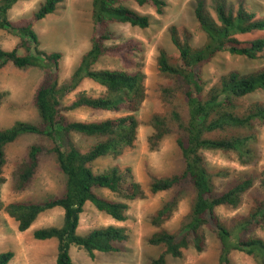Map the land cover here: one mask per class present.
Listing matches in <instances>:
<instances>
[{"label": "trees", "instance_id": "1", "mask_svg": "<svg viewBox=\"0 0 264 264\" xmlns=\"http://www.w3.org/2000/svg\"><path fill=\"white\" fill-rule=\"evenodd\" d=\"M17 1L0 0V30L19 36L18 44L11 50L0 44V71L10 64L42 71L33 97L39 121H16L0 129V190L7 182L5 170L11 168L16 191H25L47 157L64 175L65 186L61 194L42 202L14 200L5 205L0 196V211L4 210L16 221L18 230L25 232L42 212L62 208V226L38 228L33 233L38 240H58L56 264H74L70 255L72 244L84 249L91 258L96 251L124 252L131 242L125 227H96L85 234L78 231L88 202L116 221H125L129 200L146 195L129 165L114 164L101 172L95 170L99 159L118 158L136 147L140 126L136 112L148 98L142 45L133 40L115 42L112 27L127 23L146 29L152 23L151 16L132 5H150L163 14L168 2L92 0L91 46L69 79L62 81V53L41 49L34 26L55 12L64 0H44L31 16L13 21L9 10ZM213 9L215 16L204 0H196L194 13L206 37L203 44H196L189 30L172 25L169 30L177 54H170L163 47L159 49L158 70L166 79L161 99L166 111L153 116L154 133L150 141L156 147L166 135L173 134L184 166L178 173L154 177L151 182V192L173 190V194L152 215L151 223L158 230L149 243L165 250L149 264H168V254L182 257L191 246L198 252L204 251L207 230L213 231L220 242L219 264H235L232 259L235 250L252 256L256 264H264V238L254 233L264 227V169L259 174H246L227 190L217 191L214 179L223 172L211 171L202 154L203 149H220L234 152L243 166L259 162L264 99L248 100V96L264 90V67L248 74L229 70L212 84L203 75L204 67L222 51L259 58L264 52V35L256 38L241 35L264 31V17L250 11L243 0L238 2L237 9L231 1L213 0ZM104 57L116 59L121 67L96 68ZM85 79L97 83L104 91L94 96L87 90H79ZM74 92L75 97L68 101ZM4 96L0 92V105ZM76 110H85L92 117L69 118L67 112ZM105 113L112 116H104ZM25 134L41 135L48 143H33L22 155L10 154L8 147ZM73 136L88 141L89 145L83 148ZM189 187L194 196L188 221L175 232L167 231L163 225L174 215ZM253 187L258 188L259 194L248 214L238 215L230 226L226 224L217 207L239 208ZM99 189H108L119 198L105 197ZM14 256L13 250L1 253L0 264H10Z\"/></svg>", "mask_w": 264, "mask_h": 264}, {"label": "rangeland", "instance_id": "2", "mask_svg": "<svg viewBox=\"0 0 264 264\" xmlns=\"http://www.w3.org/2000/svg\"><path fill=\"white\" fill-rule=\"evenodd\" d=\"M43 1L18 0L9 10V18L13 21L27 18L40 7ZM204 1L206 8L215 16L213 0ZM228 1H231L232 6L237 9L240 0ZM167 2L168 5L163 14H158L150 5L142 7L132 5L139 12L151 16L152 23L146 29L127 23H118L112 27L115 42L133 40L142 45L148 98L142 108L136 112L140 120L136 147L118 158L109 156L95 163L97 172L104 171L114 164L131 166L136 179L145 189L146 195L144 198L129 200L125 221H116L88 202L81 214L78 230L79 233L85 234L96 227L108 225L125 227L131 235V242L124 252L96 251L94 258H91L84 249L72 244L70 255L74 264H149L165 250L163 246L149 243V238L158 230L151 223V218L156 210L170 198L173 190L153 193L150 191V185L154 177L170 176L180 172L184 163L173 134L166 135L156 147H152L150 141L154 133L153 116L166 111L161 99V88L166 84V79L158 70L159 49L163 47L170 54H177V48L171 40L169 30L172 25L189 30L194 42L198 45L206 41L205 34L199 28L194 13L196 0H167ZM243 2L258 17H264V0H243ZM34 29L38 34L41 49L62 53L60 77L62 81H66L78 66L82 55L91 46L92 0H64L55 12L37 21ZM260 35H264V31L241 35V38H256ZM18 42L19 36L16 32L0 30V44L3 48L11 50ZM120 67L116 59L109 57H104L96 65L99 69ZM262 67H264V52L259 58L251 59L222 51L204 67L203 77L209 84H212L222 73L229 70L237 69L243 74H248ZM41 78L42 71L36 67L17 68L10 64L0 71V92L5 93L0 105V129L7 128L16 121H39L33 97ZM79 90H87L89 94L97 96L104 91V88L92 80L85 79ZM75 95L76 92L70 94L68 101L72 100ZM255 99H264V90H258L248 96V100ZM67 115L74 120H85L92 117L85 110L70 111ZM104 116H112V114L105 113ZM73 138L83 148L89 145V142L82 138L74 136ZM33 143H48V141L41 135L25 134L8 147V152L12 155H22ZM260 143L261 155L258 164L248 166L241 165L232 151L202 150L211 171L227 172L225 175L222 173L215 177L217 191L227 190L246 174H259L264 169V126L260 129ZM12 171L11 168L5 170L7 182L0 190L1 199L5 205L14 200L42 202L61 194L64 190L65 177L49 157L42 165L38 176L25 191H16ZM98 192L105 197L119 198L108 189H99ZM258 194V188L253 187L239 208L219 206L216 210L221 219L230 226L238 215L248 214ZM193 196L192 188L189 187L184 191L174 215L163 225L164 229L175 232L188 221ZM63 223L64 211L56 207L39 214L27 231L20 232L16 221L1 210L0 254L9 250L15 251L10 264H56L58 240H38L34 238L33 233L38 228L60 227ZM206 232L207 246L204 251L198 252L191 246L185 250L182 257H173L168 254L166 256L168 264H219L220 242L213 231L207 230ZM254 233L264 238V227L257 229ZM232 259L235 264H256L252 256L242 251L235 250L232 253Z\"/></svg>", "mask_w": 264, "mask_h": 264}]
</instances>
